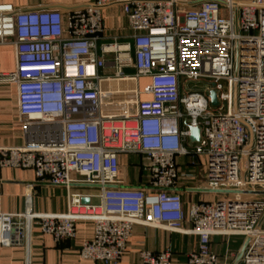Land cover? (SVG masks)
<instances>
[{"label": "built area", "instance_id": "built-area-1", "mask_svg": "<svg viewBox=\"0 0 264 264\" xmlns=\"http://www.w3.org/2000/svg\"><path fill=\"white\" fill-rule=\"evenodd\" d=\"M114 5L131 41L100 42L103 12ZM4 44L14 47L15 69L0 72V84L15 85L30 138L0 145V168L32 169L37 180L66 188L67 210L34 212L27 198L23 212H0V245L27 244L35 225L55 241L73 239L87 220L93 237L80 255L105 264L120 261L138 224L196 235L186 264H219L217 235L247 241L242 264H264V0L0 3ZM114 80L129 85H104ZM121 95L124 109H110ZM190 127L199 128L198 141ZM121 154L140 157L148 190L123 185ZM183 156L203 159L202 189L218 196L187 212L176 189L193 177L179 170ZM132 264H171V250H143Z\"/></svg>", "mask_w": 264, "mask_h": 264}, {"label": "crops", "instance_id": "crops-1", "mask_svg": "<svg viewBox=\"0 0 264 264\" xmlns=\"http://www.w3.org/2000/svg\"><path fill=\"white\" fill-rule=\"evenodd\" d=\"M90 0H0V3H10L22 8H54L73 6ZM104 29L100 42L111 43L131 41V33L127 20L119 6H111L104 10ZM15 69V50L13 45H0V72H11ZM112 68L107 66L105 74H111ZM132 74L133 69H127ZM147 78H141L139 81ZM109 88H122L129 85L122 81H108L104 84ZM132 85H134L132 83ZM121 95L110 109H124ZM106 111L107 108L105 109ZM30 137L24 132L18 120L17 91L13 84H0V145L20 146ZM200 166H197V161ZM140 157L119 155V179L124 186L149 187L143 172L140 170ZM179 170L192 173L193 177L181 178L176 189L180 192L185 211L193 202H212L218 196L209 190H203L205 185V166L198 157L183 156L177 160ZM201 168V169H200ZM203 169V170H202ZM75 192L92 194L94 191L83 185H73ZM29 198L31 208L38 213H64L67 210V190L61 186H52L35 178L34 171L28 168H0V212L21 213L25 210L26 199ZM96 201L95 197H92ZM189 228L190 223L185 222ZM93 237V223L78 221L76 235L73 239L55 241L49 234H44L35 225L27 244L21 246L0 245V264H105L100 261L82 258L80 248L84 241ZM214 252L219 264H242L237 256L244 244L240 236L217 235L211 238ZM197 236L188 232H171L138 224L126 244V251L117 264H132L138 260L143 250L160 252L167 248L171 250V264H186L189 252L196 249Z\"/></svg>", "mask_w": 264, "mask_h": 264}, {"label": "water", "instance_id": "water-1", "mask_svg": "<svg viewBox=\"0 0 264 264\" xmlns=\"http://www.w3.org/2000/svg\"><path fill=\"white\" fill-rule=\"evenodd\" d=\"M210 97L212 99V104H217V100H216V94L215 92L212 90L210 91ZM190 130V135H189V138L191 141H198L199 140V137H200V130L198 127H190L189 128ZM90 202V199L89 198H82V203H89ZM246 243L247 241L244 242L238 256H237V260H240L242 255H243V252H244V249L246 247Z\"/></svg>", "mask_w": 264, "mask_h": 264}, {"label": "rangeland", "instance_id": "rangeland-1", "mask_svg": "<svg viewBox=\"0 0 264 264\" xmlns=\"http://www.w3.org/2000/svg\"><path fill=\"white\" fill-rule=\"evenodd\" d=\"M144 83H145V80H141L140 85H142V84H144ZM200 160H202V164H203V163H204L203 159H200ZM196 161H197V163H196L197 166H198V167H201V166H200L201 163L198 162V160H196ZM200 169H201V168H200ZM202 170H203V169H202ZM219 197H221V196H219ZM224 197H225V195H222V198H224Z\"/></svg>", "mask_w": 264, "mask_h": 264}]
</instances>
